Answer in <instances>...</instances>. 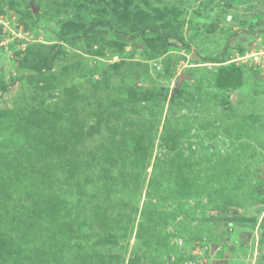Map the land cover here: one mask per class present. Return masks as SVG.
Masks as SVG:
<instances>
[{
  "label": "rangeland",
  "instance_id": "1",
  "mask_svg": "<svg viewBox=\"0 0 264 264\" xmlns=\"http://www.w3.org/2000/svg\"><path fill=\"white\" fill-rule=\"evenodd\" d=\"M0 264H264V0H0Z\"/></svg>",
  "mask_w": 264,
  "mask_h": 264
}]
</instances>
